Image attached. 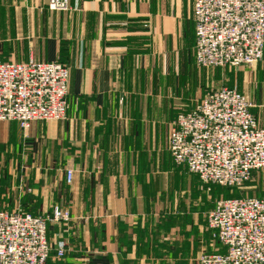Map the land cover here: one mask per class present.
I'll return each mask as SVG.
<instances>
[{
  "label": "crops",
  "instance_id": "crops-1",
  "mask_svg": "<svg viewBox=\"0 0 264 264\" xmlns=\"http://www.w3.org/2000/svg\"><path fill=\"white\" fill-rule=\"evenodd\" d=\"M69 7L0 0V61L59 62L70 71L64 121L26 132L0 122V210L70 212L69 222L48 226V264H198L201 253L225 251L208 227L216 188L175 166L169 150L172 122L212 83L196 65L194 0ZM237 70L234 88L264 127V58Z\"/></svg>",
  "mask_w": 264,
  "mask_h": 264
},
{
  "label": "built area",
  "instance_id": "built-area-1",
  "mask_svg": "<svg viewBox=\"0 0 264 264\" xmlns=\"http://www.w3.org/2000/svg\"><path fill=\"white\" fill-rule=\"evenodd\" d=\"M70 0H47L67 12ZM196 65L200 69L254 67L264 58V0H194ZM70 71L62 63L0 61V122L26 132L35 122L64 121ZM249 96L235 88L210 90L193 111L172 122L169 150L209 190H239L264 172V127ZM74 171H66L69 185ZM59 206L50 215L0 210V264H48L51 222H69ZM212 239L225 251L201 253L198 264H264V191L219 199L208 216ZM65 250L59 248L57 257Z\"/></svg>",
  "mask_w": 264,
  "mask_h": 264
},
{
  "label": "rangeland",
  "instance_id": "rangeland-1",
  "mask_svg": "<svg viewBox=\"0 0 264 264\" xmlns=\"http://www.w3.org/2000/svg\"><path fill=\"white\" fill-rule=\"evenodd\" d=\"M204 72L205 78L212 80L207 86V91L216 89V87L224 85L227 87H238L240 73L236 69L224 68L222 69H200ZM222 80V81H221ZM216 189V200L238 196H259L264 191V172L256 176L250 183L239 190H231L225 187H215Z\"/></svg>",
  "mask_w": 264,
  "mask_h": 264
},
{
  "label": "trees",
  "instance_id": "trees-1",
  "mask_svg": "<svg viewBox=\"0 0 264 264\" xmlns=\"http://www.w3.org/2000/svg\"><path fill=\"white\" fill-rule=\"evenodd\" d=\"M242 196V195H241ZM239 197V196H238ZM231 198V197H230Z\"/></svg>",
  "mask_w": 264,
  "mask_h": 264
}]
</instances>
